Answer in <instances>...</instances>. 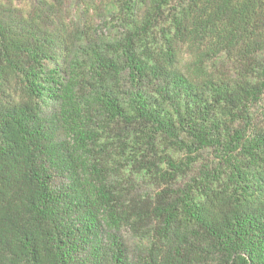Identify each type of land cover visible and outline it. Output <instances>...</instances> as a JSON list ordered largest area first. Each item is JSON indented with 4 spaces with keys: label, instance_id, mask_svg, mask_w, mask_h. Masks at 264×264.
I'll return each instance as SVG.
<instances>
[{
    "label": "trees",
    "instance_id": "16d2710c",
    "mask_svg": "<svg viewBox=\"0 0 264 264\" xmlns=\"http://www.w3.org/2000/svg\"><path fill=\"white\" fill-rule=\"evenodd\" d=\"M0 264H264V0H0Z\"/></svg>",
    "mask_w": 264,
    "mask_h": 264
}]
</instances>
